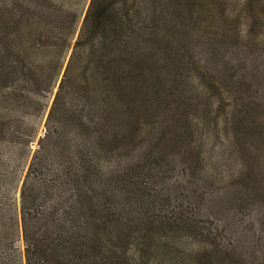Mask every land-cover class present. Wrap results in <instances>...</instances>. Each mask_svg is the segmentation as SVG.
<instances>
[{
    "label": "rangeland",
    "instance_id": "rangeland-1",
    "mask_svg": "<svg viewBox=\"0 0 264 264\" xmlns=\"http://www.w3.org/2000/svg\"><path fill=\"white\" fill-rule=\"evenodd\" d=\"M89 3L0 0V36L4 23L17 22L9 10L19 6L77 19L60 77L38 98L39 110L26 114L19 87V105L1 108L0 97V264H25L20 190ZM151 12L154 22L128 49L145 59V75L130 84L108 127V139H116L103 142L104 192L130 203L132 219L139 209L181 215L211 240L205 256L194 257L200 240L184 239L170 261L146 247L144 264H264V0H161ZM18 121L33 137L28 146L9 135ZM146 234L154 233L139 239Z\"/></svg>",
    "mask_w": 264,
    "mask_h": 264
},
{
    "label": "trees",
    "instance_id": "trees-1",
    "mask_svg": "<svg viewBox=\"0 0 264 264\" xmlns=\"http://www.w3.org/2000/svg\"><path fill=\"white\" fill-rule=\"evenodd\" d=\"M160 1L90 0L20 190L25 264H144L146 247L168 260L192 238L202 244L193 256H205L207 234L181 215L139 209L132 219L130 203L106 195L108 178L99 171L103 142L116 139H108V127L130 84H141L145 75V59H132L128 49L154 22L151 9ZM14 9L9 17L17 22L4 23L0 36V91L10 92L0 95L1 108L19 105V87L26 114L33 115L38 98L57 84L77 19L62 9ZM23 126L18 121L9 135L28 146L33 137H25ZM145 231L154 234L139 239Z\"/></svg>",
    "mask_w": 264,
    "mask_h": 264
}]
</instances>
